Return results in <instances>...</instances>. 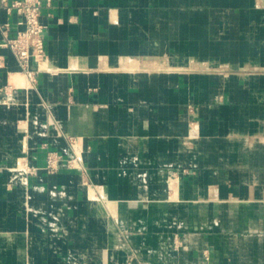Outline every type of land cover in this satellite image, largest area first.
<instances>
[{"label":"rangeland","instance_id":"obj_1","mask_svg":"<svg viewBox=\"0 0 264 264\" xmlns=\"http://www.w3.org/2000/svg\"><path fill=\"white\" fill-rule=\"evenodd\" d=\"M57 7L68 8L70 14L63 37L56 26ZM1 10L14 19H0V49L4 50L0 53V99L16 89L6 79L18 73L8 65L14 56L43 106L31 118L28 149L16 158L12 170L17 177L26 174V201H43L40 225L50 229L38 231L46 239L47 251L60 249L64 259L58 261L63 264H83L69 259L71 237L77 231L53 227L59 211L66 219L78 216L80 206L69 201L63 176L81 174L79 188L92 185L96 189L90 201L99 223L78 230L79 238L91 240L89 256L94 259L87 264H264L246 258L252 253L257 258L264 250V0H72L65 4L61 0H1ZM103 10H116L137 31L122 34L117 21L103 22ZM86 12L94 14L93 21L85 20ZM215 24L224 34L221 52H212L214 34L220 30H215ZM71 32L77 35L72 37ZM66 51L81 55L88 72L75 74L66 85H48L62 90L61 99H51L40 90L41 79L53 82L62 75L42 69V64L64 63ZM131 52L178 67L195 61L209 68L180 69L167 75L153 72L156 85L151 92L147 88L146 94L142 77L136 76L138 98L133 99L130 83L109 85L107 75L98 68L106 55L116 61L119 54ZM213 74L219 81L214 93L209 89ZM155 90L157 98L147 99ZM212 105L218 108L217 118L209 114ZM136 106H147L148 117L157 107L161 121L167 119L163 108H169L173 120L183 121L187 130L195 129L201 138L182 143L176 134H162L151 143L140 138L137 147L121 150L134 120L143 133L150 126V117L137 113ZM64 120L80 126L86 143L78 139L76 130L65 129ZM12 151L17 156L20 149L13 146ZM5 170L6 166H0V171ZM42 171L46 179L37 181ZM100 176L113 195H108L107 188L101 192ZM198 182L216 186L220 200H209L206 189H197ZM7 184L9 194L17 192L13 182ZM180 184L181 201L174 204L172 195ZM33 188L41 195H35ZM113 200L119 203L120 217ZM18 201L15 198V205L22 204ZM109 217L113 237L100 229L109 224ZM9 235H25L33 264H55L49 255L43 254L41 260L31 251L35 238L28 230L17 228ZM74 247L78 253L73 256L82 257V245ZM32 262L26 260V264Z\"/></svg>","mask_w":264,"mask_h":264},{"label":"crops","instance_id":"obj_2","mask_svg":"<svg viewBox=\"0 0 264 264\" xmlns=\"http://www.w3.org/2000/svg\"><path fill=\"white\" fill-rule=\"evenodd\" d=\"M96 1H98V0H92V3L96 2ZM0 2H1V0H0ZM61 2L64 4L65 3H72V0H61ZM179 2L181 3V2H183V0H179ZM55 15H56L55 16L56 17L55 18L56 26L60 27V29H57V28L56 29L59 30V32H58L59 36L63 37L64 36L63 29L65 27L67 28V24H68L67 20L70 18L69 10H68V8L57 7L55 9ZM9 18L11 20L14 19L13 16L9 17L7 12H4L3 10L0 11V19L1 20L2 19H9ZM62 19H63V22H60V20H62ZM74 19H75V17H74ZM85 20L86 21H93L94 20V14H89L88 12H86ZM102 20H103V22H108V23L110 21H113V22L117 21L118 27H120L122 34H126L128 30H131V31L136 30L135 25H133L131 22L129 23V25L127 24V22L125 23L123 21V18L119 14V12H117L116 10H113L111 13L109 11L103 10L102 11ZM115 24H116V22H115ZM214 27H215L216 31H217V28H220V30L218 29L219 34H214L215 42L212 45V48H213L212 52L213 51L214 52H217V51L221 52V50L223 49L222 47L225 46V45H223L224 34H222L223 32L221 33L222 29H221V26L219 24H215ZM136 31L133 33H137ZM70 34L72 37L77 35L76 32H71ZM234 36H238V35L236 34ZM229 44L231 45V43H229ZM233 45H235V44H233ZM92 46H93L92 48H94V46H96V45H92ZM1 52H4V50L0 49V53ZM66 54L67 55L65 57L67 59L64 63L63 62H57V61L54 62V61L49 60L48 66L42 67V69L48 70L49 72H57V73H61V75H62V76L56 77L53 82H49L45 78L41 79V82H40L41 89L40 90L43 91V93L45 95H48L51 99H61L62 98V93H61L62 90L57 89V88L56 89H49L48 85L53 84L56 87H57V85H66L72 79H74L73 77L76 76L75 74H78L81 72H85V73L88 72L89 67L81 55H79V54L72 55L68 51H66ZM18 63L19 62L15 59L14 56L9 57V61H8L9 67L10 68H17L18 73H16V74L10 73L9 77H7L6 79L13 82L15 84L16 89L12 93H8V92L5 93L2 96V99H0L1 100L0 101V166H6L5 171H0V198H2V197L4 198V199H0V230L2 232L0 235V264H26V260H29L30 262H32L31 261L32 258L30 257L31 254L28 253V250L25 247V243H24L25 235L21 236L19 238H15L13 236L11 237L9 235V234H11L12 231L13 232L16 231L17 228H21V230H23L25 233L28 230V232L31 235L33 234V237L35 239H37V240H35V239L33 240V242H32L33 249L31 251H33V253H35V255H37V257L39 259L42 260V258H44L43 254L49 255L51 260L53 262H55V264L56 263L57 264H63L62 261L61 262H60V260L58 261V259L62 258L60 255V254H62L60 252V249H57V250L55 249L54 251L49 249L47 251L44 247V245L46 243V239L43 236L41 237V235H40L41 233L39 234V231H38V230L42 229L45 232V231H49V229H50L49 227H47L45 225H40L41 222L44 221L43 218L39 217V214L43 211V208H44L43 207L44 206L43 201H41L39 199L37 201H31L30 199L28 201H26V198H28V195L25 192L26 191L25 190V184H26V180H27L26 174L22 175L23 177L21 176V179H19L20 177L15 176V173L12 170V167L16 164V158L19 157L20 153H23V151H26L28 149V146H29V144H28L29 137L28 136L29 135L26 132H27V129L31 130V128H33L32 125L34 122L31 121V118L38 116L39 115L38 110L40 109V107H43L42 103H40V97L38 96V94L36 93V91L34 89L33 90L31 89L32 87L29 83L28 77L21 73V71H20L21 66ZM55 68H57V69H55ZM98 68H100L101 71L104 70L102 72H104L107 75L109 85H121L123 83L124 84L130 83L132 85V87L134 88V89H132V92H131L133 95L132 98L137 99L138 96H136V94H137L136 87L138 86V84L135 83V80H134V78L136 76L142 77V84L141 85H143L144 90L146 91L148 88L151 92V87L156 85V84H154L155 79L153 80V77H152L153 74H151L154 71L158 72V73H160L162 71V72H165L167 75L171 72L180 71V69H184V70H193L194 69L195 70V69H201V68L204 69V68H209V67L206 66V64L202 65V64L195 62V61L190 62V64L188 66L178 67V66H176L172 63H168V62L165 64L155 56H151L148 59H145L142 56V54L131 52V53L119 54L116 61H113V59L111 60L110 57L106 55L101 60ZM119 70H120V72H119ZM18 75H19V77H18ZM213 76L214 77H212V79L209 82V89H211V91H213V93H214L217 90L216 85L219 84V81L217 79V75L213 74ZM152 90H153V88H152ZM29 92H30V94H29ZM142 92L144 93V91H142ZM146 93H147V91L145 92V94ZM157 95H158V93L155 90L154 92L152 91V93L150 95L147 94L146 96H147V99H149V100H155L157 98ZM166 97H168V96H166ZM34 100H36V101H34ZM163 100L166 101L167 98L166 99L163 98ZM163 110H166V112H167V119L161 121L159 119V112H158L159 109L157 107L153 109V115L149 116L150 117L149 118L148 117L149 111H148L147 106H136V112L141 113L146 118H149V120L153 124L150 122L151 124H150L149 128L148 129L145 128V133H143L141 131V125H140L139 121L134 120L132 122V129H131L130 134H126V136H125L126 137L125 141L127 144L126 145L124 144L123 147H120V149L122 150V148H125V147H137L140 143V138H146L147 139V141L145 142L146 144L151 143L155 139H157L158 136H160L162 134L163 135L168 134L170 136H173V134H176L175 137L178 136L177 138H179L180 142H182V143L189 141V140H193V139L199 140L201 138L195 129L187 130L186 125H185L186 123H184L183 121L173 120V115H171V112H170L171 109L163 108ZM103 112H105V111H103ZM57 113L59 114V112H57ZM209 114L211 117L217 118L219 116L218 115L219 114L218 108L216 106L212 105V107L209 109ZM40 115H43V112ZM24 118H26L28 120L27 121L23 120ZM62 124L65 127V129L68 131L76 130V133H78V139L80 141H83L84 143H86V139H87L86 137L87 136L84 132L81 133L80 126L77 127L76 123L74 126V123L72 124L66 120L62 121ZM138 125H140V126H138ZM159 125H161V126H159ZM23 131H26V132H23ZM101 136L104 137L105 133H102ZM151 136H153V137H151ZM18 141L21 144H18ZM13 146L15 147V149H18V150L20 149L19 154L17 156L14 155L15 153L13 154V151H12ZM100 146L102 148L104 147L103 144L102 145L100 144ZM189 150L191 151V149H189ZM8 169L10 171H8ZM74 177H76V178H74ZM81 178L83 179L81 174L70 175L69 178L63 176V180L66 181V184L69 183L67 185V187H68L67 196H69V198H70L69 201L72 200L71 201L72 203H75V204L78 203L80 206V208L77 211L78 216H76V214H75V215H73V217H70L71 220H64L63 219V222H62L61 217H63V215H62V212L59 211L58 215L55 216V220H56L55 222H57V224H54V226H53L56 231L62 230L64 228H65V230H67L66 227H68V231H70V229L77 231V232H74L72 234V237H71L72 241L70 244H72L73 247L70 250L69 254H72L73 250H75L74 246H79V245L85 244L86 246L88 245L87 249H89V246L91 245L90 239L84 241V240H82V238H79L80 235L78 233L79 232L78 230L90 228L92 223L96 226L99 225L98 221L96 220L98 216L97 215L95 216V214L98 211L94 207V205H92L93 203H91V201H90V198H92V197L89 194V193H91L93 195H96V189L92 185H87L84 187L81 186L82 188L80 187L81 188L80 189L78 186L80 185V182L82 180ZM45 179H46V173H45V171H42L40 174V177L37 178V181H39V180L43 181ZM99 180H100L101 185L102 184L104 185V181H103L101 176L99 177ZM7 182H13L15 184L14 185L15 188L17 187L16 193H14V192L12 194L8 193L9 188L6 186V185H8ZM76 182H77V184H76ZM71 184H73V185H71ZM201 185H203V186H201ZM207 186H210V187H205L204 184H202L201 182L197 183V189L198 190L207 188L205 191H206V197H208L209 200L219 201L220 200V192L217 189V187L214 185H207ZM88 188L90 189L91 192L88 191L89 190ZM106 188L109 191L108 195H113L114 191H112L111 188H108L105 185L101 186V192L106 193L105 192ZM14 190H16V189H14ZM82 190H84V191H82ZM33 191L36 192L35 195H41V193L38 192L39 190L37 188H33ZM70 192H71V194H70ZM178 192H179V190H175V192L172 195V198L181 194L180 192L179 193ZM31 196L33 197V195H31ZM74 196H76V198ZM104 196H107V195L104 194ZM15 198L18 199L19 201L21 200L22 204L21 205H18V204L15 205ZM180 198H181V195H180ZM171 201L174 202L172 199H171ZM26 203H28V208L26 207V205H27ZM107 205H109V206L111 205V199L110 198H109V202ZM112 205L116 206V209L118 208L117 209L118 210L117 216L120 217L121 216L120 207H118L119 203L116 200H113ZM21 206H22V209H20ZM107 211H109V209ZM107 211L105 210V213H107ZM66 212L69 213L70 211L67 210ZM101 212H102V210H101ZM85 218L86 219H88V218L89 219L90 218L95 219L97 221L98 225L93 220H91V223H90L89 221L85 220ZM27 220L31 221L30 226L27 225ZM86 221L88 223H86ZM80 223H82V225H80ZM94 225H92V227ZM104 227H105V230L109 229L108 232L110 234V230L113 228L111 217H109V224L107 226H104ZM104 227L101 226V228H103V229H104ZM18 234H20V233H18ZM109 244H111V243H109ZM50 245H51V242H50L49 246ZM13 248H19V250H18L19 253H18V251L16 252L15 249H13ZM252 249H254V248H252ZM73 254H72V256H73ZM87 254H88L87 257L88 258L90 257L89 259H92V260L94 259L93 256H89V254L92 255L93 253H90L87 250ZM27 255H29V256L27 257ZM258 255H259V257L257 256V258H255V254L252 253L250 257L248 256L246 258H248L247 260H251V261H254V260L264 261V250L263 249L258 253ZM72 256H70L69 259H71ZM62 259H64V258H62ZM240 260H243V259H240ZM31 264H33V262ZM201 264H206V263L202 262Z\"/></svg>","mask_w":264,"mask_h":264},{"label":"bare ground","instance_id":"obj_3","mask_svg":"<svg viewBox=\"0 0 264 264\" xmlns=\"http://www.w3.org/2000/svg\"><path fill=\"white\" fill-rule=\"evenodd\" d=\"M241 12H242V11H241ZM241 37H243V36H241ZM73 58H74V57H73ZM75 58H76V57H75ZM40 62H42V61H40ZM139 62H140V61H139ZM68 63H69V62H68ZM42 65L47 67V66H48V62H44ZM20 66H21V65H20ZM43 66H42V67H43ZM21 68H22V67H21ZM64 68H65V67H64ZM66 68H67V67H66ZM55 69H57V68H55ZM50 70H51V69H50ZM53 70H54V69H53ZM71 71H72V70H71ZM83 71H84V70H83ZM102 71H104V70H102ZM113 71H114V70H113ZM123 71H124V70H123ZM128 71H129V70H128ZM146 71H147V70H146ZM66 72H67V71H66ZM119 72H120V70H119ZM119 72H118V73H119ZM121 72H122V71H121ZM131 72H132V71H131ZM134 72H135V71H134ZM142 72H143V71H142ZM154 72H155V71H154ZM161 72H162V71H161ZM19 75H20V74H19ZM19 75H18V77H19ZM214 79H215V78H214ZM209 82H210V81H209ZM217 83H218V82H217ZM216 86H217V85H216ZM31 87H32V86H31ZM31 89H32V88H31ZM32 90H33V89H32ZM32 93H33V92H32ZM29 94H30V92H29ZM29 96H30V95H29ZM31 96H32V95H31ZM33 96H34V95H33ZM32 100H33V99H32ZM34 101H36V100H34ZM30 102H31V101H30ZM29 104H30V103H29ZM32 106H33V105H32ZM137 122H138V121H137ZM135 124H136V123H135ZM135 124H134V125H135ZM137 124H138V123H137ZM150 124H151V123H150ZM152 124H153V123H152ZM142 125H143V124H142ZM138 126H140V125H138ZM152 126H153V125H152ZM159 126H161V125H159ZM23 127H24V126H23ZM29 127H30V126H29ZM157 127H158V126H157ZM20 128H21V127H20ZM20 128H19V129H20ZM151 131H152V130H151ZM23 132H26V131H23ZM20 134H21V133H20ZM149 134H150V133H149ZM151 137H153V136H151ZM193 138H194V137H193ZM22 140H23V139H22ZM193 140H194V139H193ZM196 140H197V139H196ZM84 141H85V140H84ZM20 144H21V143H20ZM22 145H23V144H22ZM22 147H23V146H22ZM22 149H23V148H22ZM18 164H19V163H18ZM12 166H13V165H12ZM10 168H11V167H10ZM19 170H20V169H19ZM8 171H9V169H8ZM23 173H24V170H23L22 174H23ZM22 177H23V176H22ZM20 178H21V176H20ZM68 178H69V176H68ZM74 178H76V177H74ZM81 179H82V178H81ZM64 181H65V180H64ZM73 181H74V180H73ZM76 181H77V180H76ZM69 182H70V181H69ZM193 182H194V181H193ZM23 184H24V183H23ZM68 184H69V183H68ZM68 184H67V185H68ZM76 184H77V182H76ZM71 185H73V184H71ZM201 186H203V185H201ZM70 187H71V186H70ZM78 187H79V186H78ZM81 188H82V187H81ZM81 188H80V189H81ZM88 189H89V188H88ZM180 189H181V184H180V188H178V189H176V190H179V192H180ZM206 189H207V188H206ZM77 190H78V189H77ZM82 191H84V190H82ZM86 191H87V190H86ZM88 191L91 192L90 189H89ZM80 192H81V191H80ZM179 192H178V193H179ZM77 193H78V192H77ZM70 194H71V192H70ZM89 194H90V196H91L92 198H95V195H93V194H91V193H89ZM76 195H77V194H76ZM180 195H181V194H180ZM180 195L175 196L174 198H172V200H173V201H178V202H180V201H181ZM68 197H69V196H68ZM74 197L76 198V196H74ZM67 199H68V198H67ZM71 201H72V200H71ZM91 202H92V201H91ZM96 202H97V201H96ZM173 203H174V202H173ZM93 204H94V203H93ZM118 207H119V206H118ZM92 208H93V207H92ZM117 209H118V208H117ZM117 209H116V210H117ZM117 211H118V210H117ZM118 213H119V212H118ZM169 213H170V212H169ZM67 214H68V213H67ZM62 215H63V212H62ZM67 217H68V216H66V217L63 216V219H64V220H71V219H66ZM96 220H97V219H96ZM96 220L93 219V221L97 223ZM80 225H82V223H80ZM97 225H98V223H97ZM110 225H111V224H110ZM98 226H99V225H98ZM102 227H103V226H102ZM94 228H95V226H94ZM109 228H110V227H109ZM111 228H112V227H111ZM100 229H102V230H101L102 232L105 231L106 233H107L108 230H109V229H108V230H105V227H104V229H103V228H100ZM114 230H115V229H114ZM110 231H111V230H110ZM111 232H112V231H111ZM108 233H109V232H108ZM110 234H111V233H110ZM108 235H109V234H108ZM111 237H113L112 234H111ZM113 239H114V238H113ZM104 241H105V240H104ZM78 242H79V241H78ZM97 245H98V244H97ZM87 246H88V245H87ZM87 246L84 244V245H82V248H83V249H80V250H79V254L82 255V257H80V258H76V257L73 256V257L71 258V260H76V261L81 260V261H83V262H82L83 264H84V263L87 264V263H88L87 260H88V261L91 260V259H89V258L87 257V255H88V254H87V250H88L90 253L93 252L92 249H87ZM106 251H107V250H106ZM73 253H74V254H77V253H78L77 250H76V248H75V250H73ZM73 253H72V254H73ZM102 254H103V253H102ZM74 263H75V262H74ZM70 264H71V263H70ZM72 264H73V263H72Z\"/></svg>","mask_w":264,"mask_h":264}]
</instances>
